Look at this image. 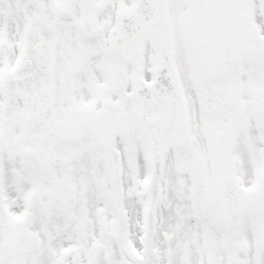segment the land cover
Returning a JSON list of instances; mask_svg holds the SVG:
<instances>
[{"label": "snow or ice", "instance_id": "snow-or-ice-1", "mask_svg": "<svg viewBox=\"0 0 264 264\" xmlns=\"http://www.w3.org/2000/svg\"><path fill=\"white\" fill-rule=\"evenodd\" d=\"M0 264H264V0H0Z\"/></svg>", "mask_w": 264, "mask_h": 264}]
</instances>
